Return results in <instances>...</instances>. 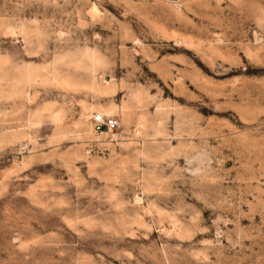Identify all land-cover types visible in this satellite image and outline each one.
I'll use <instances>...</instances> for the list:
<instances>
[{
	"label": "rangeland",
	"instance_id": "1",
	"mask_svg": "<svg viewBox=\"0 0 264 264\" xmlns=\"http://www.w3.org/2000/svg\"><path fill=\"white\" fill-rule=\"evenodd\" d=\"M0 264H264V0H0Z\"/></svg>",
	"mask_w": 264,
	"mask_h": 264
},
{
	"label": "built area",
	"instance_id": "2",
	"mask_svg": "<svg viewBox=\"0 0 264 264\" xmlns=\"http://www.w3.org/2000/svg\"><path fill=\"white\" fill-rule=\"evenodd\" d=\"M93 129L96 133L116 132L120 128L117 118H107L102 115H96L92 118Z\"/></svg>",
	"mask_w": 264,
	"mask_h": 264
}]
</instances>
